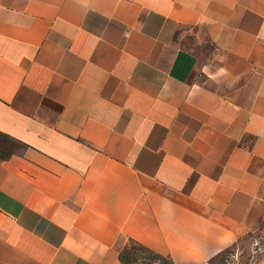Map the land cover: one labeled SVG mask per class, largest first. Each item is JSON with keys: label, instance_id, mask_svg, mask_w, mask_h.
<instances>
[{"label": "crops", "instance_id": "1", "mask_svg": "<svg viewBox=\"0 0 264 264\" xmlns=\"http://www.w3.org/2000/svg\"><path fill=\"white\" fill-rule=\"evenodd\" d=\"M0 135V264H214L264 234V0H0Z\"/></svg>", "mask_w": 264, "mask_h": 264}, {"label": "rangeland", "instance_id": "2", "mask_svg": "<svg viewBox=\"0 0 264 264\" xmlns=\"http://www.w3.org/2000/svg\"><path fill=\"white\" fill-rule=\"evenodd\" d=\"M11 144H13V146ZM0 146H6L10 148L11 151L21 149V146H19L16 142L1 135ZM6 154V150H2L0 148V156H5ZM255 242L258 244L255 245ZM263 247L264 234H250L242 239L234 249H228L227 253L218 256L215 260L217 264H255L258 254ZM254 248H256L257 251ZM118 250L122 264L165 263L164 261L154 259L149 252L142 249L137 243L130 239L120 240ZM166 263H168V261H166Z\"/></svg>", "mask_w": 264, "mask_h": 264}, {"label": "trees", "instance_id": "3", "mask_svg": "<svg viewBox=\"0 0 264 264\" xmlns=\"http://www.w3.org/2000/svg\"><path fill=\"white\" fill-rule=\"evenodd\" d=\"M5 138H8V137H5ZM11 145L13 146V144H11ZM0 147L4 148L5 150H10V148H8V147H6V146H0ZM132 241H134V240H132ZM134 242L137 243L142 249H144V250H146L147 252H149V253L153 256L154 259H158V260L164 261V262H165L164 264H175V263H174L169 257H166V256H163V255H160V254H158V253L152 251L151 249L147 248L146 246L142 245L141 243H139V242H137V241H134ZM236 246H237V244L234 245V246H231V247H229V248H227V249H225V250L222 251L219 255H217L215 258H213V259H212V262H213L214 264H217L215 259H216L218 256H220V255H222V254H224V253H227V252H228V249H230V248H231V249H234ZM166 261H168V263H166Z\"/></svg>", "mask_w": 264, "mask_h": 264}]
</instances>
